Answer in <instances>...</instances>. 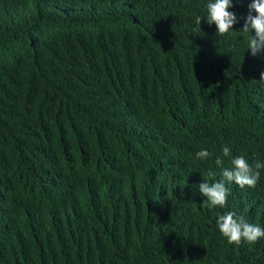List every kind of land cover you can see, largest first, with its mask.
Segmentation results:
<instances>
[{"label": "trees", "instance_id": "16d2710c", "mask_svg": "<svg viewBox=\"0 0 264 264\" xmlns=\"http://www.w3.org/2000/svg\"><path fill=\"white\" fill-rule=\"evenodd\" d=\"M207 3L0 0V264H264L216 225L264 227V169L223 208L198 191L225 145L264 163L251 0L224 36Z\"/></svg>", "mask_w": 264, "mask_h": 264}, {"label": "clouds", "instance_id": "9594fccd", "mask_svg": "<svg viewBox=\"0 0 264 264\" xmlns=\"http://www.w3.org/2000/svg\"><path fill=\"white\" fill-rule=\"evenodd\" d=\"M232 7L233 0H208L206 15L197 16L195 23L200 26L202 18H206L209 25L213 23L216 25L217 35L224 36L233 29V25L238 21L237 15L229 11ZM248 7L249 12L241 29L243 32L249 33L247 48L255 56L264 50V0H251ZM253 11L256 15H252ZM253 30L254 35L252 34ZM259 81L264 86V72L260 74ZM195 155L197 158L205 160L212 154L202 149ZM223 157L230 158V167H224ZM215 164L221 169V179H213L216 173L210 171L208 178H203V181L198 185L199 193L205 197L202 204L209 209L223 208L227 205L229 188L226 184L234 182L241 188L245 186L254 188L260 179V170L264 169V163L260 161L249 164L244 156L233 157L231 149L226 145L222 148V156L216 157ZM210 179L212 182H209ZM216 225L229 244L247 243L252 245L264 238V227L249 223L243 215H237L234 211L218 215Z\"/></svg>", "mask_w": 264, "mask_h": 264}]
</instances>
